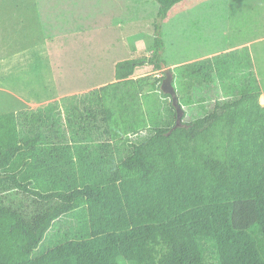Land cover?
Masks as SVG:
<instances>
[{
    "label": "trees",
    "instance_id": "1",
    "mask_svg": "<svg viewBox=\"0 0 264 264\" xmlns=\"http://www.w3.org/2000/svg\"><path fill=\"white\" fill-rule=\"evenodd\" d=\"M156 1L166 18L185 0ZM154 44L117 63L112 84L0 115V264H264L249 48L170 70L178 126ZM146 64L162 76L133 79Z\"/></svg>",
    "mask_w": 264,
    "mask_h": 264
},
{
    "label": "rangeland",
    "instance_id": "2",
    "mask_svg": "<svg viewBox=\"0 0 264 264\" xmlns=\"http://www.w3.org/2000/svg\"><path fill=\"white\" fill-rule=\"evenodd\" d=\"M158 13L156 0H0V115L112 84L117 63L150 58L158 36L162 72L264 38V0H185ZM251 48L264 91V41Z\"/></svg>",
    "mask_w": 264,
    "mask_h": 264
},
{
    "label": "water",
    "instance_id": "3",
    "mask_svg": "<svg viewBox=\"0 0 264 264\" xmlns=\"http://www.w3.org/2000/svg\"><path fill=\"white\" fill-rule=\"evenodd\" d=\"M166 78L162 83V91L166 94H169L173 98V104L178 111V126L182 124L183 109L179 105L178 97L176 95V90L172 84V74L169 69L165 70Z\"/></svg>",
    "mask_w": 264,
    "mask_h": 264
},
{
    "label": "crops",
    "instance_id": "4",
    "mask_svg": "<svg viewBox=\"0 0 264 264\" xmlns=\"http://www.w3.org/2000/svg\"><path fill=\"white\" fill-rule=\"evenodd\" d=\"M261 41H264V38L263 39H260ZM260 40H255V41H252V42H244V43H250V44H242V46L243 47H241V48H245V46L247 47V48H249V50H250V53H251V56H252V60H254L255 59V55H256V53L254 52V50H253V48H251V47H253L257 42H260ZM251 43L253 44V46L251 45ZM241 48H238V49H241ZM255 53V54H254ZM213 57V56H212ZM164 68V67H163ZM254 68L255 69H257V66L254 64ZM143 73L141 72V74L140 75H142ZM139 75V76H140ZM257 76H258V74H257ZM157 77H159V75H157ZM133 79H135V80H137L138 78L137 77H135V78H133ZM260 78H258V80H259ZM259 82H260V84H261V81L259 80ZM102 85V84H101ZM262 86V85H261ZM75 95V94H74ZM262 97H264V91H263V96ZM60 99V98H59ZM56 100H58V99H56ZM54 101V100H53Z\"/></svg>",
    "mask_w": 264,
    "mask_h": 264
}]
</instances>
